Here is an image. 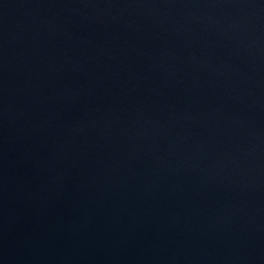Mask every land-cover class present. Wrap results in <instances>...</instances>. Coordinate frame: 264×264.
<instances>
[{"label":"water","instance_id":"1","mask_svg":"<svg viewBox=\"0 0 264 264\" xmlns=\"http://www.w3.org/2000/svg\"><path fill=\"white\" fill-rule=\"evenodd\" d=\"M0 264H264V0H0Z\"/></svg>","mask_w":264,"mask_h":264}]
</instances>
